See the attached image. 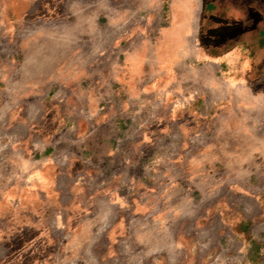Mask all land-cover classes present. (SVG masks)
Returning a JSON list of instances; mask_svg holds the SVG:
<instances>
[{"label":"crops","instance_id":"1","mask_svg":"<svg viewBox=\"0 0 264 264\" xmlns=\"http://www.w3.org/2000/svg\"><path fill=\"white\" fill-rule=\"evenodd\" d=\"M17 1L23 0H0V23L3 16L11 22ZM38 1L41 7L55 9L94 0ZM106 2L118 6L114 0ZM120 4L154 15L160 23L165 9L169 12L160 36L170 40L172 53L180 56L177 87L193 89L184 97L186 102L226 104L236 101L235 91L241 88L264 87V0ZM81 38L76 33L30 32L21 44L28 55L25 86L30 97L25 98L26 131L21 135L26 143L18 146L19 131L11 118L17 109L10 108L0 117V188L10 191L5 213L18 215V221L23 216L24 222L9 229L0 225V264L91 263V249L99 238L127 230L130 206L141 217L147 212V198L166 192L160 187L163 176L175 178L177 144L169 134L163 139L155 124L147 126L160 116L147 119L143 111V116L127 121L134 115L126 105L140 107L145 96L117 101L113 95L94 92L81 101L66 94L47 98L45 91H38L70 82L66 75H51L52 63L56 60L65 70L68 59L78 54ZM3 39L16 42L3 44ZM18 39L17 34L0 32V82L6 71H17L11 61L3 63L2 56L18 51ZM251 101L263 102L264 97ZM115 103L121 107H112ZM41 122L49 132H30ZM8 126L10 131L5 130ZM7 170L9 176L4 174Z\"/></svg>","mask_w":264,"mask_h":264},{"label":"rangeland","instance_id":"2","mask_svg":"<svg viewBox=\"0 0 264 264\" xmlns=\"http://www.w3.org/2000/svg\"><path fill=\"white\" fill-rule=\"evenodd\" d=\"M114 3L118 6L94 0L47 9L38 0L17 1L11 22L3 16L0 23V32L19 37L18 51L2 56L3 63L11 61L17 71H6L0 82V117L17 109L11 118L19 131L18 146L26 143L21 135L26 131L25 98L30 97L25 86L28 55L22 45L27 33L42 31L82 38L68 68L52 63L51 75H66L70 82L38 91H45L47 98L66 94L81 101L94 92L117 101L145 96L140 107L126 105L134 115L127 121L143 111L147 119L160 116L147 126L155 124L163 139L169 134L177 144L175 178L163 176L160 183L166 192L147 198V212L141 217L130 206L127 230L99 238L91 249L92 262L81 264H264V101H251L264 97V87L241 88L235 91L236 101L226 104L186 102L193 89L177 87L180 56L172 53L174 44L160 36L169 12L165 9L160 23L154 15L122 7L121 0ZM131 19L136 21L129 23ZM49 131L45 122L30 128L34 133ZM4 174L9 176V170ZM0 196V225L9 229L23 223V216L18 221V215L5 213L9 189L0 188Z\"/></svg>","mask_w":264,"mask_h":264}]
</instances>
